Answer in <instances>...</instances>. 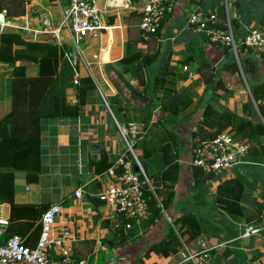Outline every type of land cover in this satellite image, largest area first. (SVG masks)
<instances>
[{
	"label": "crops",
	"instance_id": "1",
	"mask_svg": "<svg viewBox=\"0 0 264 264\" xmlns=\"http://www.w3.org/2000/svg\"><path fill=\"white\" fill-rule=\"evenodd\" d=\"M146 1L97 0L104 29L97 39L83 45L84 59L79 68V77L90 76L97 90L89 93V101L82 107L80 117L43 123L42 152L45 163L39 181L31 183L25 172H16V205L1 204L4 216L14 219L10 234L19 236L28 247L35 248L42 233L43 214L58 204L61 213L56 217L54 233L70 232L67 246L73 248L74 258L80 264H158V259H165L162 263L165 264L174 252H181L185 243L180 240L182 246L173 245L170 231L173 223L164 214L153 225L144 223L124 232L127 237L125 242L116 240L112 234L118 216L101 199L105 185L111 179L106 175L108 170L98 174L93 163L107 156V163L116 165L121 154L127 152L116 124L118 120L107 108L116 106L124 110L122 124H119L142 119L147 122L148 133L141 140L146 141L145 138L153 134L151 147L160 151L162 160V145L169 139L164 126L173 128L178 122L179 142L182 156L185 157L181 158L180 180L175 183L174 204L166 209L170 220L173 222V219L189 213L197 216L200 237L206 238L208 245L215 248L213 264H264V231L258 236L242 237L243 228L248 224L245 217L230 215L216 207V181L210 183L209 189L195 187L188 159L191 157L188 150L192 145V133L197 130L202 110L210 99L211 84L206 82L210 74L215 75L216 81L221 80L228 91L215 100L241 119L263 121L257 107L244 108V105L247 104V96L255 101L253 90L257 87H262L264 94V57L242 47L243 38L240 42L235 38L236 51L213 44L208 37L196 34L189 25V18L199 12L215 13L219 24L236 21L248 33L264 25V0H170L172 12L167 13L170 15L160 37H148L141 31L142 10ZM222 9L226 20L220 15ZM15 12L19 16L12 17L5 25L0 24V30L6 26L21 30L29 40L52 42L67 49L71 46V36L67 31L60 33L62 41L53 33L60 29L62 22V8L54 0H20ZM3 14L6 15V11ZM128 45L132 51L143 50L155 59L151 68L145 70L147 77L150 71L160 74L159 66L167 63L170 70L176 73L169 85L193 98V104L182 116L163 123L161 107L141 98L144 87L137 84L136 67L117 65ZM107 52L109 61L105 62ZM21 65H26V69L18 71L19 74L36 75V64L16 63V66ZM31 66L34 70L30 73ZM183 66H188L194 72L192 78L182 72ZM14 72V65L0 63V79L11 78ZM68 99L71 103L77 102L73 90L68 93ZM238 139L244 140L243 137ZM249 144L251 147L255 145L254 142ZM235 173L246 184L241 207L245 213L251 214L252 204L262 202L264 198V156L248 155L236 167ZM80 189L83 196L77 199L75 192ZM224 217L228 219V224L237 229L231 233L218 230L217 220ZM215 219L212 225L210 221ZM197 239L189 247L194 248ZM223 243L225 247L216 248ZM52 254L57 256L56 251Z\"/></svg>",
	"mask_w": 264,
	"mask_h": 264
},
{
	"label": "trees",
	"instance_id": "2",
	"mask_svg": "<svg viewBox=\"0 0 264 264\" xmlns=\"http://www.w3.org/2000/svg\"><path fill=\"white\" fill-rule=\"evenodd\" d=\"M17 1L0 0V13L6 11V22L14 16H19L15 12L19 7L20 0ZM169 15H165L158 31L148 37H160ZM220 15L226 20L224 9ZM229 24V22L223 21L218 27L228 29ZM230 27L239 42L247 34L236 21H233ZM65 49V46L52 42L29 40L18 29L0 30V63L14 65L15 70L11 78L0 79V204L10 203L12 207H15L14 178L16 172H25L31 183L39 181L45 163L42 152L43 123L47 120L80 117L82 107L89 101V93L97 90V85L90 76L80 77L75 83V73L65 58ZM154 61L155 59L146 55L143 50L132 51L129 46L117 65L124 68L132 65L136 67L139 79L137 84L144 87L140 93L141 98L153 102L154 106L161 107L164 114L162 122L167 123L170 118L182 116L193 104V98L188 93L180 92L169 85L176 73L170 70L168 63L159 66L160 74L150 71L149 77H147L145 70L150 69ZM17 62L36 64V75L19 74L18 71L25 70L26 65L16 66ZM186 63L184 62V64ZM117 65L114 67L116 68ZM204 65L209 67L208 64ZM212 70L214 71V67ZM206 82L211 84L210 99L202 110L197 130L192 133V145L188 150L191 153V157H188L189 162L193 161L195 150L200 144L214 140L225 132L243 137L244 141L248 143L254 142L255 145L250 148L249 155L264 156V94L262 87L259 86L253 90V97L263 121L261 119L254 121L241 119L238 114L215 100L228 91L221 80L216 81L214 74H210ZM71 90L76 93V103H71L68 99V93ZM111 109L118 122L122 124L124 110L116 106H111ZM142 121L146 122L143 119ZM177 124L178 122L173 128L168 125L164 126L169 137L168 141L162 145L166 168L155 176H150L158 185L156 192L163 198V209H168L174 204L175 183L180 180L181 158L185 157L182 156ZM129 156L131 157V154ZM107 160V156H103L102 160L93 163L98 174L104 173L114 166L112 163H107ZM144 166L147 173L149 168L147 163ZM191 170L192 182L195 183V187L201 190L209 189L211 182L218 183L214 202L219 210L230 215L245 217L248 224L264 223V198L262 202L252 204L253 213L247 214L242 209L241 202L246 192V184L235 171L231 178H224L223 175H213L193 165H191ZM146 197L152 212L151 218L146 223L153 225L162 214V209L148 188H146ZM12 215L14 216V213ZM12 220H14L13 217ZM12 220L5 239L12 236L10 234ZM197 221V216L194 213L173 219V227L170 228V231L173 234L171 238L174 246H182L180 240L189 245L200 237L201 232ZM120 223L124 225L126 222L120 217ZM113 236L116 240L124 242L127 240L123 230H119ZM166 255L170 256L171 254Z\"/></svg>",
	"mask_w": 264,
	"mask_h": 264
},
{
	"label": "built area",
	"instance_id": "3",
	"mask_svg": "<svg viewBox=\"0 0 264 264\" xmlns=\"http://www.w3.org/2000/svg\"><path fill=\"white\" fill-rule=\"evenodd\" d=\"M54 2L62 8V22L60 29L53 33L59 41H62L59 35L63 30L71 36V46L65 49V58L74 70L75 83H77L80 78L79 68L84 59L83 45L97 39L104 29L102 13L97 7V0H54ZM171 12L170 0H147L142 10L140 24L142 33L145 36L156 33L165 15ZM189 25L196 34L208 37L213 44L236 51L237 42L230 24L228 29L218 27L217 14L194 13L189 18ZM241 44L242 47L264 56V25L249 31L243 37ZM182 72L188 73V78L194 75L188 66H183ZM116 124L126 144L127 152L106 172L111 181L105 185L101 195L104 203L118 216L112 234H116L119 230L130 231L134 226L142 225L151 218L152 212L146 197V188L158 200L156 189L152 186L145 166L134 152V142L141 140L148 133L147 123L136 120L125 125L116 121ZM250 148L248 142L238 139L233 133L225 132L214 140L200 144L195 150L190 165L200 167L213 175L231 178L235 168L248 157ZM75 196L77 199L82 198V190H77ZM60 213L61 207L56 204L43 214L40 240L35 248H30L19 236L5 239L11 220L4 216L3 206L0 204V264H80L74 258L73 248L67 246L70 232L65 230L60 235L54 233L55 220ZM164 213L172 223L167 213L165 211ZM120 217L126 222L124 225L120 223ZM263 231L264 223L246 224L242 237L258 236ZM214 249L208 245L206 238L200 237L194 248L184 244L181 252L170 256L165 264H213ZM53 251L57 252V256L52 254Z\"/></svg>",
	"mask_w": 264,
	"mask_h": 264
},
{
	"label": "rangeland",
	"instance_id": "4",
	"mask_svg": "<svg viewBox=\"0 0 264 264\" xmlns=\"http://www.w3.org/2000/svg\"><path fill=\"white\" fill-rule=\"evenodd\" d=\"M1 26V25H0ZM5 28H8V27H3V29H5ZM34 67H30L29 68V70H30V73L34 70L33 69ZM36 68V67H35ZM246 106H249V107H251V108H253V107H255V109H256V107H257V103H256V101H254V100H252L250 97H248L247 96V104H245L244 105V108L246 107ZM113 111L112 110H110V114L112 113ZM178 132V131H177ZM179 133V132H178ZM151 136H154L153 134H150L148 137H149V140H148V137H146L145 138V140L146 141H144V140H136V142H134V152L136 153V155L138 156V158L142 161V163H147V165H148V170H147V173H148V175H149V178H150V180H151V183H152V186L155 188V189H157L158 188V185H157V183H155L154 182V180H152V178L151 177H153V176H155L156 175V173L158 172V171H161V170H163L164 168H165V157L163 158V160H164V162H163V160H162V154H160V151L158 150V151H156V150H154V148H152L151 147ZM188 136V135H187ZM179 137H180V135H179ZM184 144H185V141H184ZM125 147V149L127 148L126 147V144L124 145ZM121 156H122V154H121ZM121 156H120V158H121ZM119 158V159H120ZM118 159V160H119ZM144 159V160H143ZM246 159V158H245ZM117 160V159H116ZM145 161V162H144ZM238 167V166H237ZM236 169V168H235ZM235 171V170H234ZM151 176V177H150ZM161 187V186H160ZM157 194V193H156ZM262 196V195H261ZM157 197H158V202H159V206H160V208L162 209V208H164V207H161V205L163 206L164 205V201H163V198H161V196L160 195H158L157 194ZM164 211L166 212L167 210L166 209H164ZM164 211H163V209H162V214H164V216H166L165 215V213H164ZM217 219H215V220H212V221H210L211 222V224L213 225V222H215ZM228 219H226L225 217L224 218H218V223H216V225H217V229L218 230H220V231H222L223 233L224 232H232V231H234L235 229H237V228H234L233 226H231L230 224H228V221H227ZM224 223H226V225H224ZM221 225V226H220ZM222 225H224V226H222ZM215 226V225H214ZM237 231V230H236ZM227 237H230V236H227ZM200 238V237H199ZM225 243H223V244H220V245H218L216 248H223V247H225ZM163 261H165V259H163V260H160V259H158V261H157V263L158 264H162V263H164Z\"/></svg>",
	"mask_w": 264,
	"mask_h": 264
},
{
	"label": "water",
	"instance_id": "5",
	"mask_svg": "<svg viewBox=\"0 0 264 264\" xmlns=\"http://www.w3.org/2000/svg\"><path fill=\"white\" fill-rule=\"evenodd\" d=\"M0 24H3L5 25L6 24V17L3 13H0ZM110 48L108 49V52H109ZM106 53L105 55V62H108L109 61V53Z\"/></svg>",
	"mask_w": 264,
	"mask_h": 264
}]
</instances>
